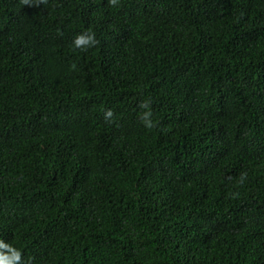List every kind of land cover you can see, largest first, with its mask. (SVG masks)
<instances>
[{"label":"trees","instance_id":"trees-1","mask_svg":"<svg viewBox=\"0 0 264 264\" xmlns=\"http://www.w3.org/2000/svg\"><path fill=\"white\" fill-rule=\"evenodd\" d=\"M0 241L264 264V0H0Z\"/></svg>","mask_w":264,"mask_h":264},{"label":"clouds","instance_id":"clouds-1","mask_svg":"<svg viewBox=\"0 0 264 264\" xmlns=\"http://www.w3.org/2000/svg\"><path fill=\"white\" fill-rule=\"evenodd\" d=\"M115 0H109V3H114ZM98 43L96 34L94 31L86 29L84 32L76 34L72 40L73 46L77 48H87L95 46ZM141 107L145 109L141 113L140 119L146 128L153 127V121L151 119V112L148 110L147 102L141 104ZM106 116H111V109L107 110ZM244 174H241V182L243 181ZM0 264H19L21 259V251L18 248L13 247L11 244L0 241Z\"/></svg>","mask_w":264,"mask_h":264}]
</instances>
